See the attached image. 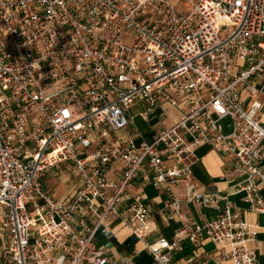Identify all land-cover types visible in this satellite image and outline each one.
<instances>
[{"label":"built area","instance_id":"1","mask_svg":"<svg viewBox=\"0 0 264 264\" xmlns=\"http://www.w3.org/2000/svg\"><path fill=\"white\" fill-rule=\"evenodd\" d=\"M137 102L143 120L163 104L177 119L137 141L122 134ZM263 102L264 0H0V264H114L94 242L110 216L150 264H181L185 241L194 264H257L259 226L228 197L243 193L264 228ZM202 145L234 159L232 193L197 188ZM67 165L78 185L57 199L39 178ZM140 176L179 224L172 239L147 241L152 207L129 191ZM185 204L215 214L196 221ZM204 241L213 249L198 252Z\"/></svg>","mask_w":264,"mask_h":264},{"label":"crops","instance_id":"2","mask_svg":"<svg viewBox=\"0 0 264 264\" xmlns=\"http://www.w3.org/2000/svg\"><path fill=\"white\" fill-rule=\"evenodd\" d=\"M244 95V92H243ZM137 108L136 112H133ZM145 106L141 102L133 105L129 109V114L135 116L134 123L131 124L122 134H131L137 141L151 140L152 137L161 129L173 124L177 119L178 112L175 108L168 104H163L156 107L147 117L146 120L136 118L138 111L144 110ZM262 122L264 124V102L262 104ZM264 165V160L262 162ZM71 167L70 165H67ZM66 167V166H65ZM63 167V168H65ZM73 170V168L71 167ZM191 175L197 188L204 193H232L238 184H240L244 176L236 169L235 161L231 156H228L220 151L210 148L207 145L198 146L194 150V160L190 165ZM74 172V171H73ZM78 185L71 186L65 194H61V199L66 196L73 188ZM149 190V194L147 193ZM258 190L264 198V182H258ZM131 193L142 192L147 202L153 210V219L156 222L157 230L151 235L147 241L155 239L159 234L167 239L173 238L174 229L179 225L176 221H168L163 214H159L158 210L162 206L164 196L161 191L156 190L152 185L143 181L141 176L138 177L133 186L129 189ZM174 193L183 194V186L179 185L173 188ZM53 195V194H52ZM243 193L229 195V200L233 201L237 207L241 208V219L249 224L258 225L256 229L255 240L250 242V246L256 250L257 264H264V228L263 217L257 212L245 210L246 204L242 200ZM54 196V195H53ZM55 197V196H54ZM56 198V197H55ZM184 211L191 215L196 221L207 220L215 214L213 210L196 208L191 204L184 205ZM112 234L105 236L97 233L94 237V242L97 245L104 246L108 249V257L114 264H150L151 258L143 249V242L139 241L129 231L119 223L115 216H110ZM195 247L188 241L184 242V249L175 254V258L181 264H194L192 258V250ZM213 245L209 241H204L201 248L197 251H210ZM134 250L139 251L136 256H130ZM212 262L210 261L209 264ZM222 264H231L230 261H225Z\"/></svg>","mask_w":264,"mask_h":264},{"label":"rangeland","instance_id":"3","mask_svg":"<svg viewBox=\"0 0 264 264\" xmlns=\"http://www.w3.org/2000/svg\"><path fill=\"white\" fill-rule=\"evenodd\" d=\"M174 1L178 3V0ZM136 111L137 108L133 110V112ZM138 119L140 118L137 117L135 121H137ZM223 124L225 125V132H228L230 130L229 127H227L229 125V119L223 120ZM39 180L42 186L45 189L49 190L56 198H59L61 194H65L66 191L71 186L76 185L78 181L75 172H73V170L69 166L61 168L57 172L52 171L43 173ZM147 193L149 194V190H147Z\"/></svg>","mask_w":264,"mask_h":264}]
</instances>
